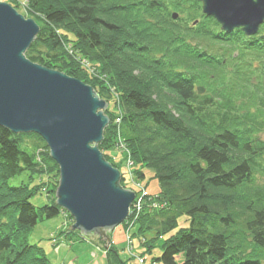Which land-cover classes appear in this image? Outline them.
I'll return each mask as SVG.
<instances>
[{
	"label": "trees",
	"instance_id": "16d2710c",
	"mask_svg": "<svg viewBox=\"0 0 264 264\" xmlns=\"http://www.w3.org/2000/svg\"><path fill=\"white\" fill-rule=\"evenodd\" d=\"M28 1L40 32L26 56L93 86L108 102L106 159L119 168L109 151L126 144L137 178L149 169L159 183L131 223L148 251L163 239L153 262L264 264V66L256 74L251 59L236 64L264 50V31L225 33L204 13L216 30L173 19L188 2L202 8L196 0ZM225 42L238 53L229 58ZM23 171L37 182L10 185ZM58 178L40 135L0 126V264H51L30 233L66 210L55 196L43 206L32 198L44 182L54 194ZM120 249H106L109 264H128Z\"/></svg>",
	"mask_w": 264,
	"mask_h": 264
},
{
	"label": "water",
	"instance_id": "95a60500",
	"mask_svg": "<svg viewBox=\"0 0 264 264\" xmlns=\"http://www.w3.org/2000/svg\"><path fill=\"white\" fill-rule=\"evenodd\" d=\"M196 1L225 32L241 28L252 36L264 23V0ZM39 32L34 19L0 1V126L44 139L59 167L55 202L73 217L71 230L108 245L109 233L129 218L136 199L99 148L110 125L108 102L93 86L26 56Z\"/></svg>",
	"mask_w": 264,
	"mask_h": 264
},
{
	"label": "rangeland",
	"instance_id": "374dc122",
	"mask_svg": "<svg viewBox=\"0 0 264 264\" xmlns=\"http://www.w3.org/2000/svg\"><path fill=\"white\" fill-rule=\"evenodd\" d=\"M0 1L9 3V0ZM13 2L14 4H12L14 6H12L16 8L20 13H22L25 17L31 14L30 4L28 0H13ZM194 6L195 5H193L192 2H188L187 4H185V6H183L181 10H174L172 12L178 13V18L180 17L182 23L187 22L189 24H193L194 18L199 20L196 23L208 22L200 15L203 14L202 8L200 7V9L196 10ZM196 23L194 22V24ZM208 25L209 27H213L212 30H216L217 26H213L212 22H208ZM261 29L262 31H264V23L260 25L259 30ZM224 47H226L228 49V52H230L228 55V57L230 58L231 54L236 52L238 53L239 44L237 42L233 47H230L228 45V42H225ZM247 59L252 60L254 71L256 70L255 73L258 74L264 66V50H259L256 47L251 51V54H243L241 60L239 59L236 62L237 67L239 63V67L245 68L246 66H243L242 62L243 60L245 61ZM79 65L82 64L79 63ZM229 67H231V65ZM97 75L98 76L95 75L94 77H96L98 80H102V78L99 77V74ZM112 107L113 101L111 100L110 108ZM118 132V137H120V129H118ZM259 138L264 139L263 132L259 134ZM109 153L110 156L116 158V163L120 164L118 169L124 174H126V171L130 174V178L128 179V181L122 180L121 182L125 183L126 181V188L132 189L131 186H133L134 189H136H132L136 192L137 197L136 201L131 207L132 214L130 213L129 218L127 219V223L118 225L111 233H109L110 242L108 245L105 241L101 240L97 236L83 238L78 231L71 230V226L74 224V219L73 217H70L66 211L63 210L57 217L38 223V225L30 233V242L38 244L45 249L47 256L50 258L51 264H109L107 259L108 250L106 249H110V246L113 245H118L122 248L120 249V253L123 256L125 255V257L129 260L128 264H133L132 262L137 260L139 264H155L153 262L154 257L158 256L159 253H161L163 239L158 240L155 243V247H153L151 251H148L147 246L142 245V236L137 234L135 235L132 232L131 224L134 221V211L136 210V212H139L141 209L145 208L153 201L152 199H149L150 193L154 194L159 192L160 187L158 181L152 178L153 174L149 169H145L147 178H145L144 180H139V178H137L135 167H132L134 163L131 162L130 151L126 144H119V146H116L115 148L110 150ZM30 180L31 178L29 177V172L23 171L21 174L10 179L9 184L12 186H18L22 183L30 182V184L33 185L37 182L36 179H32L31 181ZM48 185L49 183L44 182L39 190H37V194L32 198V202L36 206L49 204L51 199L50 195L55 196L57 187L55 188L54 194H51L47 191L46 187ZM145 192H147L148 194H145ZM47 195L49 197H47ZM159 206L161 205L158 204V208ZM179 224L180 226L187 225V221L185 222V217L180 218ZM105 245H107V248L105 247ZM138 262H136V264H138Z\"/></svg>",
	"mask_w": 264,
	"mask_h": 264
},
{
	"label": "built area",
	"instance_id": "2783aa9c",
	"mask_svg": "<svg viewBox=\"0 0 264 264\" xmlns=\"http://www.w3.org/2000/svg\"><path fill=\"white\" fill-rule=\"evenodd\" d=\"M117 121H119V119H117ZM145 194H147V192H145ZM136 199H137V197H136ZM136 199H135V201H136ZM135 201H134V202H135ZM130 213L132 214V209H131V212H130Z\"/></svg>",
	"mask_w": 264,
	"mask_h": 264
}]
</instances>
